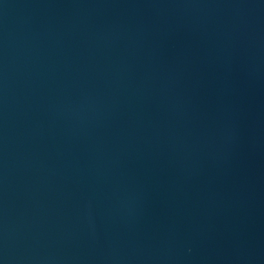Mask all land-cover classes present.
Returning a JSON list of instances; mask_svg holds the SVG:
<instances>
[{
  "label": "water",
  "instance_id": "1",
  "mask_svg": "<svg viewBox=\"0 0 264 264\" xmlns=\"http://www.w3.org/2000/svg\"><path fill=\"white\" fill-rule=\"evenodd\" d=\"M0 264H264V0H0Z\"/></svg>",
  "mask_w": 264,
  "mask_h": 264
}]
</instances>
